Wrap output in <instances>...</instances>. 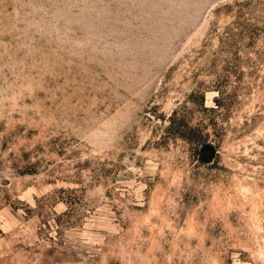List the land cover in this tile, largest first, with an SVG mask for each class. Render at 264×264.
I'll list each match as a JSON object with an SVG mask.
<instances>
[{"label": "rangeland", "instance_id": "obj_1", "mask_svg": "<svg viewBox=\"0 0 264 264\" xmlns=\"http://www.w3.org/2000/svg\"><path fill=\"white\" fill-rule=\"evenodd\" d=\"M0 264H264V0H0Z\"/></svg>", "mask_w": 264, "mask_h": 264}, {"label": "water", "instance_id": "obj_2", "mask_svg": "<svg viewBox=\"0 0 264 264\" xmlns=\"http://www.w3.org/2000/svg\"><path fill=\"white\" fill-rule=\"evenodd\" d=\"M214 148L212 144L210 143H204L203 147L200 149L201 151H204L205 149H212Z\"/></svg>", "mask_w": 264, "mask_h": 264}, {"label": "trees", "instance_id": "obj_3", "mask_svg": "<svg viewBox=\"0 0 264 264\" xmlns=\"http://www.w3.org/2000/svg\"><path fill=\"white\" fill-rule=\"evenodd\" d=\"M207 143V142H206Z\"/></svg>", "mask_w": 264, "mask_h": 264}]
</instances>
